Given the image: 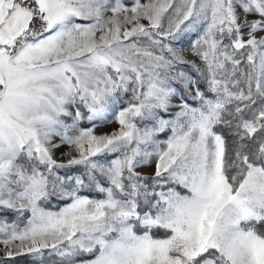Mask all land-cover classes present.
<instances>
[{
  "label": "snow or ice",
  "instance_id": "obj_1",
  "mask_svg": "<svg viewBox=\"0 0 264 264\" xmlns=\"http://www.w3.org/2000/svg\"><path fill=\"white\" fill-rule=\"evenodd\" d=\"M0 264H264V0H0Z\"/></svg>",
  "mask_w": 264,
  "mask_h": 264
},
{
  "label": "rangeland",
  "instance_id": "obj_2",
  "mask_svg": "<svg viewBox=\"0 0 264 264\" xmlns=\"http://www.w3.org/2000/svg\"><path fill=\"white\" fill-rule=\"evenodd\" d=\"M0 248H2V245H0Z\"/></svg>",
  "mask_w": 264,
  "mask_h": 264
}]
</instances>
